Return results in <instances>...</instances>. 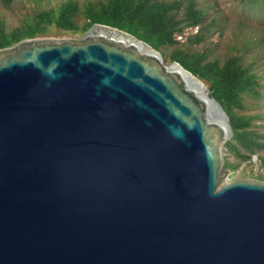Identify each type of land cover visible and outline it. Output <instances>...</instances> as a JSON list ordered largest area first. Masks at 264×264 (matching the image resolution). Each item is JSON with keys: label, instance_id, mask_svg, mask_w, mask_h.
Returning a JSON list of instances; mask_svg holds the SVG:
<instances>
[{"label": "water", "instance_id": "obj_1", "mask_svg": "<svg viewBox=\"0 0 264 264\" xmlns=\"http://www.w3.org/2000/svg\"><path fill=\"white\" fill-rule=\"evenodd\" d=\"M232 138L203 81L118 28L0 49V264H264Z\"/></svg>", "mask_w": 264, "mask_h": 264}, {"label": "trees", "instance_id": "obj_2", "mask_svg": "<svg viewBox=\"0 0 264 264\" xmlns=\"http://www.w3.org/2000/svg\"><path fill=\"white\" fill-rule=\"evenodd\" d=\"M14 0H0V8L9 9ZM204 0H47L45 6L32 7L9 26L0 17V49L23 39L48 37L53 33L82 36L93 24L123 30L159 51L169 62H178L205 83L210 96L224 109L231 122L233 138L225 151L238 162L225 161V168L234 173L240 162L264 150V135L253 126L259 117L245 113L246 98L264 99V82L258 74L261 37H253L239 22L232 44L222 56L211 55L207 46L213 33L223 34L221 20L208 18L209 6ZM250 4L264 0H240ZM194 34L176 39L186 29ZM180 39V40H181ZM199 45V46H198ZM264 180V153L260 156Z\"/></svg>", "mask_w": 264, "mask_h": 264}, {"label": "rangeland", "instance_id": "obj_3", "mask_svg": "<svg viewBox=\"0 0 264 264\" xmlns=\"http://www.w3.org/2000/svg\"><path fill=\"white\" fill-rule=\"evenodd\" d=\"M56 0H50L54 3ZM83 1V0H80ZM204 0H198L201 4ZM47 0H14L9 9L0 8V17L9 25H16L18 19L30 8L45 6ZM206 5L209 6L208 18L216 17L221 20L223 28V34L219 35V32L213 33L209 39L211 45H207L210 48L211 55L222 56L227 51V46L232 44L233 32L239 22L244 24L243 30L246 34H250L255 38L259 36L263 39V46L256 47V51L260 54L258 59V74L262 75L261 82H264V3L250 4L247 2H241L240 0H208ZM196 28L186 29L181 35H177L176 39L180 40V36L183 38L186 35L194 34ZM52 38H80L81 36H71L68 34H56L53 33ZM184 39V38H183ZM199 46V45H198ZM166 63H170L167 58H164ZM246 104L248 109L245 113L257 114L259 117L253 122L254 128L264 135V99H249L246 98ZM225 161L238 162L229 157L225 151ZM264 150L259 151L251 155V158L247 161L240 162L239 168L234 172H227L230 180L235 178H249L259 181H264L262 176L260 156H262ZM224 178H221L220 183L223 184Z\"/></svg>", "mask_w": 264, "mask_h": 264}, {"label": "built area", "instance_id": "obj_4", "mask_svg": "<svg viewBox=\"0 0 264 264\" xmlns=\"http://www.w3.org/2000/svg\"><path fill=\"white\" fill-rule=\"evenodd\" d=\"M180 39H181V36H180Z\"/></svg>", "mask_w": 264, "mask_h": 264}]
</instances>
